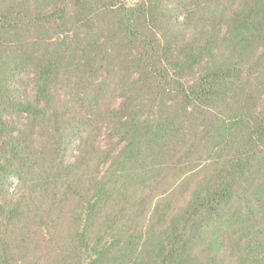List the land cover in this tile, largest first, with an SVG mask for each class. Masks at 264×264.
I'll return each mask as SVG.
<instances>
[{"label": "trees", "instance_id": "1", "mask_svg": "<svg viewBox=\"0 0 264 264\" xmlns=\"http://www.w3.org/2000/svg\"><path fill=\"white\" fill-rule=\"evenodd\" d=\"M223 1L0 0V200L15 181L23 194L0 222V264L27 261L28 215L58 235L74 201L71 250L52 264H264V0ZM28 75L34 101L18 94ZM203 162L168 222L153 192Z\"/></svg>", "mask_w": 264, "mask_h": 264}, {"label": "rangeland", "instance_id": "2", "mask_svg": "<svg viewBox=\"0 0 264 264\" xmlns=\"http://www.w3.org/2000/svg\"><path fill=\"white\" fill-rule=\"evenodd\" d=\"M126 3L129 6L136 5L140 3L142 0H125ZM240 0H229L227 2H224L219 4V10L220 11H227L238 8ZM5 5L7 3H4ZM224 55L229 56L230 50H224ZM21 95V98L27 97L29 100L34 101L36 97V90H35V80L33 78V75L23 76L21 83L19 84V91ZM23 119V118H22ZM24 121V119H23ZM10 122H14L15 124H20L21 119L18 118H11ZM107 134V133H106ZM105 135H103L102 138H100V142L102 145L101 151H99L98 155L94 158L92 162H90L88 165H90L91 172L96 169V174L99 177H102L106 170L108 169L109 164L106 163H98L100 164L98 166L96 160L99 158L104 157L107 154V151L109 150L110 145H107L106 142H109V138H105ZM116 139H114V142ZM111 144V143H109ZM80 156L79 152H76L72 155V158L70 159L71 162H76L78 157ZM93 158V159H94ZM76 164V163H75ZM206 165L207 163H198L196 164V168L199 167L198 170L195 169L194 172L184 176L179 184L176 185H169V186H159L157 187V190L153 192L154 196V204H156L160 199L162 204H166L170 206V209H168L169 213L167 215L168 222L170 221V216L173 214V211H176L183 207L186 202L192 197L194 191L196 190L197 184L206 177V173L201 171L202 165ZM199 170L201 172H199ZM206 169L205 171H208ZM76 175L74 177H71L73 180H81V187L85 189L86 187H90V172L88 166H85L84 168H81L80 170H76ZM188 178V180H187ZM100 180V178H98ZM105 182V181H104ZM182 182V185H180ZM18 182L15 181L13 183V186L7 191L9 196L5 197L4 202L0 200V207H4L5 211L0 212V222L2 221V218L4 216H8V210L12 208V205H14V202L12 200H19L20 195L22 192H19V189L17 188ZM121 184V183H120ZM118 189V188H117ZM149 194L150 192L147 191ZM23 195V194H22ZM22 195L20 199L22 198ZM115 201H111V203L105 208L102 215L104 214V217H109L111 214L116 212V210L121 206L122 202L125 200H129L127 198H118L114 199ZM87 200H85L86 202ZM3 203H6L3 204ZM167 206V207H168ZM81 212V207L78 204V202L74 201L70 204L66 205L65 207H62V214L63 218H57L59 220L60 224L62 225V228L60 229L59 234L52 229H42L37 228L36 224L32 218L33 215H28L29 219L27 222L26 227H28L27 231H24V234H26V250L25 254L23 255V258H25L27 261L20 263V264H51L53 263L54 258L58 255L59 257L65 256L67 254L66 252L71 250V242L74 239V236L76 235V229L78 226V216ZM58 216V211L56 212ZM166 216V211L165 213ZM100 221L95 225V228L98 226ZM149 219L145 218L140 220L137 224L139 227V230H142V233L146 235L147 227H148ZM28 233H32V237L29 236ZM110 238H108L106 241L107 243H111L113 241V236L109 235ZM23 238V237H22ZM19 241L21 240L20 235L17 238ZM18 242V241H17ZM20 243V242H19Z\"/></svg>", "mask_w": 264, "mask_h": 264}]
</instances>
